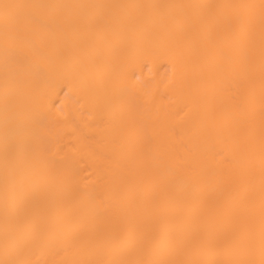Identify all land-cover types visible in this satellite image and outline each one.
I'll use <instances>...</instances> for the list:
<instances>
[{
	"label": "bare ground",
	"instance_id": "obj_1",
	"mask_svg": "<svg viewBox=\"0 0 264 264\" xmlns=\"http://www.w3.org/2000/svg\"><path fill=\"white\" fill-rule=\"evenodd\" d=\"M0 264H264V0H0Z\"/></svg>",
	"mask_w": 264,
	"mask_h": 264
}]
</instances>
